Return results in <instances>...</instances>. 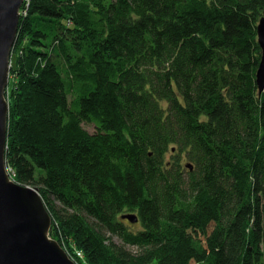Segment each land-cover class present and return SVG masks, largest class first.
<instances>
[{"label":"trees","instance_id":"16d2710c","mask_svg":"<svg viewBox=\"0 0 264 264\" xmlns=\"http://www.w3.org/2000/svg\"><path fill=\"white\" fill-rule=\"evenodd\" d=\"M21 10L6 165L75 264H264V0Z\"/></svg>","mask_w":264,"mask_h":264},{"label":"water","instance_id":"95a60500","mask_svg":"<svg viewBox=\"0 0 264 264\" xmlns=\"http://www.w3.org/2000/svg\"><path fill=\"white\" fill-rule=\"evenodd\" d=\"M24 0H0V264H75L58 242L49 237L51 215L37 188L17 183L7 170L8 128L6 87L11 52L17 35L19 8ZM261 60L256 71L264 88V10L257 24ZM190 170V164L186 165ZM136 223L135 213L121 215Z\"/></svg>","mask_w":264,"mask_h":264},{"label":"rangeland","instance_id":"374dc122","mask_svg":"<svg viewBox=\"0 0 264 264\" xmlns=\"http://www.w3.org/2000/svg\"><path fill=\"white\" fill-rule=\"evenodd\" d=\"M17 32H18V30H17ZM16 38H17V35H16ZM16 38H15V41H16ZM15 41H14V44H15ZM13 44V45H14ZM13 51V50H12ZM13 55V53L11 52V56ZM9 77H10V75H9ZM9 80V79H8ZM9 82V81H8ZM8 86V85H7ZM84 127L89 131V132H92L93 131V129H94V126L92 125V124H84ZM182 161H185V159H183ZM7 170H8V172L10 173V169H9V167H7ZM135 224H137V223H134V224H132L133 225V227H134V225ZM136 226V225H135ZM72 248V247H71ZM70 250V253L69 254H71V255H73V256H75V255H77V256H80L81 257V259L83 258V255L79 252V250L75 247L73 250L72 249H69Z\"/></svg>","mask_w":264,"mask_h":264},{"label":"bare ground","instance_id":"6f19581e","mask_svg":"<svg viewBox=\"0 0 264 264\" xmlns=\"http://www.w3.org/2000/svg\"><path fill=\"white\" fill-rule=\"evenodd\" d=\"M24 2V1H23ZM22 6V5H21ZM21 6H20V8H19V13H20V15H21V12H24V11H22L21 10ZM20 19V18H19ZM18 24H19V22H18ZM17 30H18V28H17ZM13 48V47H12ZM261 60V59H260ZM10 61H11V59H10ZM10 70V69H9ZM9 75V74H8ZM257 78H256V75H255V82H256V85H257V87H258V83H257V80H256ZM9 81V80H8ZM7 88V87H6ZM259 88V87H258ZM259 90V89H258ZM259 92H261V91H259ZM49 237H51L50 236V234H49ZM52 238V237H51ZM59 244V243H58ZM60 245V244H59ZM61 246V245H60ZM62 247V246H61ZM63 249H64V251L67 253V251H66V249L64 248V247H62Z\"/></svg>","mask_w":264,"mask_h":264},{"label":"built area","instance_id":"2783aa9c","mask_svg":"<svg viewBox=\"0 0 264 264\" xmlns=\"http://www.w3.org/2000/svg\"><path fill=\"white\" fill-rule=\"evenodd\" d=\"M11 176V175H10ZM80 252V251H79Z\"/></svg>","mask_w":264,"mask_h":264}]
</instances>
